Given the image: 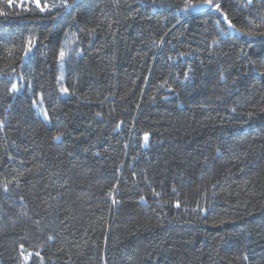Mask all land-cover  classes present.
<instances>
[{
	"label": "trees",
	"instance_id": "1",
	"mask_svg": "<svg viewBox=\"0 0 264 264\" xmlns=\"http://www.w3.org/2000/svg\"><path fill=\"white\" fill-rule=\"evenodd\" d=\"M62 2L0 0V264H264V0Z\"/></svg>",
	"mask_w": 264,
	"mask_h": 264
},
{
	"label": "snow or ice",
	"instance_id": "2",
	"mask_svg": "<svg viewBox=\"0 0 264 264\" xmlns=\"http://www.w3.org/2000/svg\"><path fill=\"white\" fill-rule=\"evenodd\" d=\"M249 2H251V0H249ZM76 6H78V0H72L71 3L68 2V0H63V2L61 4H44L43 7H40L39 3H37V7H39L41 12H45L48 11L49 13H52L53 9H56V13L52 16V19L55 20L61 11H69L71 9H74ZM208 11V12H217V13H221V4L218 2V0H186L185 6L183 9H181L180 11L186 13V14H190V13H194V12H202V11ZM223 19H227L226 16L223 17ZM219 23V21H218ZM223 35V32L221 33ZM34 43L33 40H29L28 41V46L25 49V55H27L29 53V51L31 50L32 44ZM215 43V41H214ZM65 51L61 50L59 53V57L61 60H64L65 58ZM12 90L13 91H17V86L15 84L12 85ZM62 91L67 92V89H62ZM44 116L45 119H47V112H44ZM55 139L59 140L60 137L57 136L55 137ZM145 142L147 143L148 140V136L147 134H145ZM5 192L8 191L7 187H5L4 189ZM179 206V205H177ZM246 258V257H245Z\"/></svg>",
	"mask_w": 264,
	"mask_h": 264
}]
</instances>
